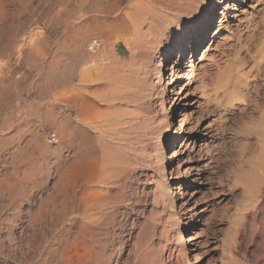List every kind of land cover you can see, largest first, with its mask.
Wrapping results in <instances>:
<instances>
[{"label": "rangeland", "instance_id": "obj_1", "mask_svg": "<svg viewBox=\"0 0 264 264\" xmlns=\"http://www.w3.org/2000/svg\"><path fill=\"white\" fill-rule=\"evenodd\" d=\"M263 115L264 0H0V264H264Z\"/></svg>", "mask_w": 264, "mask_h": 264}, {"label": "bare ground", "instance_id": "obj_2", "mask_svg": "<svg viewBox=\"0 0 264 264\" xmlns=\"http://www.w3.org/2000/svg\"><path fill=\"white\" fill-rule=\"evenodd\" d=\"M195 1V0H194ZM157 3V2H156ZM139 6V5H138ZM163 6V5H162ZM143 7V6H142ZM143 13V12H142ZM208 18H212L211 17V15L210 14H206V15H203L202 16V18L200 19V21L203 19H205V21L207 22V20H209ZM109 20V19H108ZM202 20V21H203ZM112 22V21H111ZM114 22V21H113ZM210 22V21H209ZM134 23V22H133ZM132 24V23H131ZM199 25V24H198ZM109 29V28H108ZM136 32V31H135ZM126 33V32H125ZM203 34H204V31H203V25H200L199 27H198V29L196 30V34H194V37L192 38L193 40L191 41L192 43H191V47H190V49H192V48H194L195 46L197 47L198 45H199V43L202 41V39H203ZM133 39L132 38H128V41H126V46H128V49L130 50V51H134V45H133ZM101 45H102V40L100 39V38H98V37H95V38H92V40L89 42V50H91L92 52H96V51H98L100 48H101ZM182 49H180V51H181ZM80 52V51H79ZM102 53V52H101ZM105 54V53H104ZM103 56V55H102ZM101 57V56H100ZM100 58H94L93 60H91V63L94 65V67H95V65L96 64H98L99 62H100ZM128 62V61H127ZM91 64V65H92ZM109 65L111 66V69L115 72V73H117L118 71H120L121 69H123V66L125 65V61L122 59V57L119 55V54H116V53H113L110 57H109ZM131 65V64H130ZM85 66V65H84ZM128 66V65H127ZM86 67H88V65L86 66ZM93 67V68H94ZM89 68H91L90 66H89ZM89 68H84L83 70H82V72H81V74H80V76H81V79H79L80 80V83H79V88H78V90H76L75 92H74V94L72 95V101H73V104L75 105L74 107H75V110H76V112H77V117H76V119H73V122L74 123H72V124H74L73 126H74V128L73 129H75L76 131H75V133H77L79 136H77L78 137V144H80V143H82V139H83V133L85 132V131H87V130H89V127L90 126H92L93 124H94V126H95V123H93V121H94V116L96 117V111H97V105L98 104H96L95 103V101H94V99H93V93L91 92V91H89L87 88H86V82L87 83H91L94 79H96L95 77H96V74L94 75V71H92V69H89ZM129 68H130V66H129ZM98 69V68H97ZM149 69H151V68H149ZM153 69V68H152ZM151 69V70H152ZM125 71V70H124ZM147 71V70H146ZM173 71V70H172ZM121 72V71H120ZM120 72H118V73H120ZM123 72V71H122ZM121 72V73H122ZM149 72V71H148ZM152 73V72H151ZM158 73H159V71H158ZM98 75V74H97ZM147 75V74H146ZM149 75V74H148ZM147 77V76H146ZM97 79H99L98 77H97ZM121 79H122V77H121ZM148 80V79H147ZM115 81V80H114ZM113 81V82H114ZM94 82V81H93ZM97 82V81H96ZM64 83V82H63ZM95 97V96H94ZM258 104V103H257ZM112 107V106H111ZM102 110V109H101ZM253 110V109H252ZM100 112V111H99ZM102 112V111H101ZM102 114H103V112H102ZM101 114V115H102ZM251 114V113H250ZM100 114L98 113V115L97 116H99ZM96 121V120H95ZM97 123V122H96ZM66 124V123H65ZM64 124V125H65ZM68 125V124H67ZM66 125V126H67ZM260 126H263L264 127V115H263V117H262V122L260 123ZM67 128V127H66ZM65 128V129H66ZM70 128V127H69ZM68 128V129H69ZM62 129H64L63 127H62ZM72 129V130H73ZM61 130V129H60ZM65 131L66 130H64V133H65ZM63 132V131H62ZM89 132H90V130H89ZM155 132V131H154ZM153 132V133H154ZM67 133L69 134V132L67 131ZM66 133V134H67ZM72 134V133H71ZM62 135H63V133H62ZM72 135H74V133L72 134ZM87 135V134H86ZM85 135V136H86ZM66 136V135H65ZM68 136V135H67ZM88 136V135H87ZM61 138V137H60ZM66 138V137H65ZM68 138V137H67ZM70 138V137H69ZM71 139V138H70ZM85 139V138H84ZM51 140H56V136H55V134L53 135V137L51 138ZM66 140V139H65ZM68 140V139H67ZM74 141H77V139L76 140H74ZM151 141H153V140H151ZM63 142V141H62ZM72 142V141H71ZM71 142H68V143H71ZM67 143V142H66ZM75 143V142H74ZM76 143V144H77ZM264 143V142H263ZM83 144V143H82ZM83 145H85V143L83 144ZM264 145V144H263ZM80 145H78V147H79ZM80 147H82V146H80ZM264 147V146H263ZM262 147V148H263ZM82 148H84V147H82ZM80 149V148H79ZM79 149H77V150H79ZM82 150V149H81ZM264 150V149H263ZM162 152V151H161ZM86 153V152H85ZM84 155H86V154H84ZM176 155V153H171L169 156L167 155H165L164 153L160 156L161 157V161H162V164H161V166H159V167H161V170H163V174H161V178L163 177L164 178V176H165V178H166V182L165 181H163L161 184L162 185H164L165 187L164 188H166L167 190H168V188H167V185H168V182H171L168 186H169V188H171V187H174V184H173V182L171 181V177L169 176L170 175V172L169 171H167V168H168V166L170 165V162H171V158H173L174 156ZM84 157V156H83ZM89 159V158H88ZM78 161V160H77ZM74 162H75V160H74ZM79 162H81V161H79ZM83 162H86L85 160L83 161ZM80 164V163H79ZM78 164V166H81V165H83V164H81V165H79ZM69 165V164H68ZM73 165V164H72ZM70 166V165H69ZM78 166H76V167H78ZM70 169V168H69ZM80 169V168H79ZM82 169L83 170H85V168L82 166ZM77 170V169H76ZM81 170V169H80ZM80 170H79V172H80ZM101 170V169H100ZM103 170V169H102ZM194 170V168L192 167L191 169H189V170H187V169H185V172H184V175L185 174H187V176L186 177H183L182 179H180V180H182L183 181V185L184 184H187L188 183V179L191 177V175L192 174H190V172H192ZM82 171V170H81ZM86 171V170H85ZM78 172V173H79ZM66 173H67V171H66ZM94 173V172H93ZM105 173V172H104ZM103 173V174H104ZM110 173V172H109ZM77 174V173H76ZM83 174V173H82ZM108 174V173H107ZM106 174V175H107ZM64 175H66L65 174V172H64ZM64 175H61V177L63 176L64 178H65V176ZM67 175H71V174H68L67 173ZM183 175V174H182ZM183 175V176H184ZM71 176H73V175H71ZM75 176V175H74ZM84 176H85V178H86V175L84 174ZM69 177V176H68ZM68 177L67 178H65V179H68ZM104 177V176H103ZM71 178V177H70ZM74 178H76V177H74ZM84 178V177H83ZM88 178V177H87ZM100 178V177H99ZM105 178V177H104ZM197 178H199V177H197ZM196 178V179H197ZM73 179V178H72ZM93 179V178H92ZM101 179V178H100ZM64 180V179H63ZM63 180H61V181H63ZM70 180V179H69ZM158 180H160V179H158ZM66 181V180H65ZM96 181V180H95ZM102 181V180H101ZM100 181V182H101ZM104 181V180H103ZM161 181V180H160ZM262 182H264V177H263V180H262ZM64 183V182H63ZM62 183V184H63ZM91 183H92V181H91ZM69 184V183H68ZM161 184H160V186H161ZM64 185V184H63ZM157 185V184H156ZM188 185V184H187ZM87 186V185H86ZM102 186V185H101ZM100 186V187H101ZM160 186H159V188H160ZM62 187V186H61ZM65 187V186H64ZM94 187V186H93ZM263 187V186H262ZM81 189V188H80ZM88 190H89V188H87ZM101 189V188H100ZM99 190V189H98ZM163 190V189H162ZM164 192H165V190H163ZM162 191V192H163ZM206 191V188H205V186H203L202 187V190L200 191V194H199V198H201L202 197V193H204ZM83 192H85V191H83ZM169 192V191H168ZM66 193V192H65ZM97 193V192H96ZM157 193H158V190H157ZM156 193V194H157ZM160 193V192H159ZM158 193V194H159ZM166 193V192H165ZM170 193V192H169ZM169 193H167L166 195L168 196L169 195ZM174 193H175V191H174ZM258 193V192H257ZM83 194H85V193H83ZM77 198V197H76ZM89 201V200H88ZM92 201V200H91ZM248 204V203H247ZM88 220H90V219H88ZM91 221V220H90ZM75 222V221H74ZM80 222V221H79ZM89 229V228H88ZM237 230V229H236ZM91 236V235H90ZM182 236V235H181ZM69 238V237H68ZM79 238V237H78ZM81 238V237H80ZM182 238V237H181ZM180 238V239H181ZM179 239V241L181 242V240ZM233 240V237L232 236H227L226 237V239H225V242L226 243H231V241ZM178 241V240H177ZM81 245V244H80ZM179 246H181V245H179ZM95 247H96V245H95ZM94 247V248H95ZM83 248V247H82ZM180 248V247H179ZM182 248V247H181ZM84 249V248H83ZM97 249V248H96ZM185 249H183V251H184ZM180 255H182V251H180ZM83 254V253H82ZM114 255V254H113ZM116 255V254H115ZM149 255V254H148ZM150 255H152V254H150ZM149 255V258L151 257L152 258V256H150ZM110 257V256H109ZM84 259V258H83ZM110 259H111V257L109 258V261H108V263L110 262ZM69 260V259H68ZM64 261V260H63ZM71 261V260H70ZM72 262V261H71ZM70 263V262H69ZM65 264V263H64ZM71 264V263H70ZM83 264H85V262L83 263Z\"/></svg>", "mask_w": 264, "mask_h": 264}]
</instances>
